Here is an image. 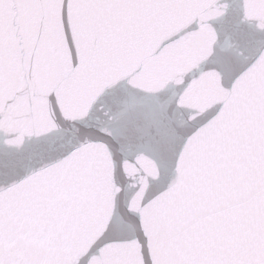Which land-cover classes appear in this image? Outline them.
Listing matches in <instances>:
<instances>
[{"label": "snow or ice", "instance_id": "1", "mask_svg": "<svg viewBox=\"0 0 264 264\" xmlns=\"http://www.w3.org/2000/svg\"><path fill=\"white\" fill-rule=\"evenodd\" d=\"M0 264H264V0H0Z\"/></svg>", "mask_w": 264, "mask_h": 264}]
</instances>
